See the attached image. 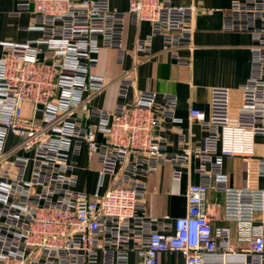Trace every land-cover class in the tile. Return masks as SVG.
Wrapping results in <instances>:
<instances>
[{"label":"built area","instance_id":"obj_1","mask_svg":"<svg viewBox=\"0 0 264 264\" xmlns=\"http://www.w3.org/2000/svg\"><path fill=\"white\" fill-rule=\"evenodd\" d=\"M197 10L174 0H129L125 11L110 0H17L13 16L30 12L29 30L41 37L0 41V264H130L132 255L158 264L169 252L186 264H264V189L235 187L224 169L239 159L264 178V0H231L224 14V30L254 37L252 72L236 110L226 88L212 89L209 113L191 110L206 133L197 143L180 134L178 150L168 148L165 123L179 122L175 96L159 102L142 91L129 100L128 74L111 82L93 72L103 49L123 63L129 22L151 25L137 53L152 58L158 36L184 64L178 51L194 47ZM112 83L113 110L95 108ZM83 153L100 166L94 193L78 190ZM192 159L199 182L188 187L186 216L147 218L144 179L168 165L180 180ZM210 191L223 196L235 243L230 227L212 225Z\"/></svg>","mask_w":264,"mask_h":264},{"label":"crops","instance_id":"obj_2","mask_svg":"<svg viewBox=\"0 0 264 264\" xmlns=\"http://www.w3.org/2000/svg\"><path fill=\"white\" fill-rule=\"evenodd\" d=\"M110 3L113 9L119 11H125L129 7V0H110ZM174 4L198 9L194 17V47L178 51L184 64H179L171 58L164 50L163 39L158 36L152 39V58L146 59L137 53L136 42L151 35V25L142 23L135 26L129 22L124 39L127 54L123 63L117 61L114 50L103 49L99 56V66L93 71L111 82L128 74L134 82L129 100H133L142 91L156 92L159 102H162L166 95L178 99L176 116L179 122L165 123L166 131L163 133L168 139L170 151L178 150L180 134L195 143L206 136L201 127L190 120V112L192 109H198L209 113L212 89H230L232 109H237L241 100L239 89L248 83L251 76L252 48L255 45L251 33L224 30V14L230 8L231 0H174ZM16 9L17 0H0V41L23 43L39 39L41 33L29 30L33 24V15L30 12H22L19 16H13ZM117 102L116 85L112 83L95 98L93 106L111 111ZM257 144L258 154L264 155V139L259 138ZM79 163L78 190L94 193L100 166L96 162L90 163L85 153L80 157ZM197 166L198 161L192 159L191 164L183 169L180 180L172 177L168 165L161 166L157 174L144 179L148 187L145 211L147 218L170 216L176 220L186 216L188 187L199 182L195 173ZM249 166L239 159L230 158L224 162V169L233 186L264 189V178L255 174V165ZM207 205L212 225L230 227L233 231L232 241L235 243V225L223 220V196L210 191ZM257 219L262 221L264 216L258 215ZM130 264L141 263L132 255ZM158 264H186V260L179 253L169 252L160 255Z\"/></svg>","mask_w":264,"mask_h":264},{"label":"rangeland","instance_id":"obj_3","mask_svg":"<svg viewBox=\"0 0 264 264\" xmlns=\"http://www.w3.org/2000/svg\"><path fill=\"white\" fill-rule=\"evenodd\" d=\"M25 116H30V107L29 106L25 107Z\"/></svg>","mask_w":264,"mask_h":264}]
</instances>
